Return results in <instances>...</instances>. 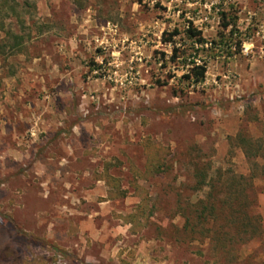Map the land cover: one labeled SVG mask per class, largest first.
I'll list each match as a JSON object with an SVG mask.
<instances>
[{"label": "rangeland", "instance_id": "1", "mask_svg": "<svg viewBox=\"0 0 264 264\" xmlns=\"http://www.w3.org/2000/svg\"><path fill=\"white\" fill-rule=\"evenodd\" d=\"M13 1L20 17L0 15V44L19 45L0 55V264H264L258 239L235 245L228 224L211 241L226 221L194 212L210 191L195 175L221 172L253 177L264 218V159L236 139H264V0ZM222 12L242 51L188 86L162 34L191 22L217 41Z\"/></svg>", "mask_w": 264, "mask_h": 264}, {"label": "trees", "instance_id": "2", "mask_svg": "<svg viewBox=\"0 0 264 264\" xmlns=\"http://www.w3.org/2000/svg\"><path fill=\"white\" fill-rule=\"evenodd\" d=\"M12 3V4H10ZM26 6L28 3L25 2ZM16 3L13 0H0V15L3 17L9 16L11 13L16 18L20 15L16 11ZM220 28L221 32L218 33V39L208 42L202 35V32L198 30L191 22H188L187 28L184 31L173 29L170 32H164L162 34V43L171 47L170 55L162 54L165 64H172L179 68L182 67L183 73L180 77L181 81H184L188 86H197L204 82L207 72V62L216 57L225 55L226 57H234L241 53L244 40L241 37V33L237 28L236 15H230L228 13H220ZM227 32V33H226ZM185 37L186 41L192 43L190 50L193 53H187V50L182 49V45L178 46L176 39L181 36ZM181 39H178L180 42ZM18 44L14 47H10L6 51V47L0 44V55H6L7 52L18 48ZM206 52V57L200 58L198 53ZM174 77V75H173ZM159 86H166V81H156ZM183 92V91H179ZM237 141L241 146L243 154L247 161L251 162L256 158L264 159V139L253 141L240 135L237 136ZM157 153V154H156ZM148 154L147 171L151 174L160 173V169L163 167L162 157L158 155V152ZM198 172V171H197ZM208 171H201L195 175L196 188L202 189L207 185L210 187L207 202H200L201 208L196 209L195 214L198 222L212 221V227L216 220L226 221L225 225H221V230L216 232L217 237H213L211 241L219 242L222 240L219 238L220 234L227 233V225L233 226L235 231L234 237L228 239L235 243V245H245L251 241L259 240L260 245L264 248V218L260 213L254 212V207L257 205V197L255 187L253 185V177H244L242 175H231L230 177L223 178L224 174L219 172L217 179H208ZM103 180L106 186L109 187L108 196L111 199L123 198L125 191H122L117 186V180L109 176L105 171ZM144 208L138 206L137 216H144ZM190 214V213H189ZM187 214V215H189ZM137 216H131L136 218ZM132 219V220H134ZM187 224L190 221V217L186 219ZM134 223V221H131ZM238 243V244H237ZM239 250V249H237Z\"/></svg>", "mask_w": 264, "mask_h": 264}]
</instances>
